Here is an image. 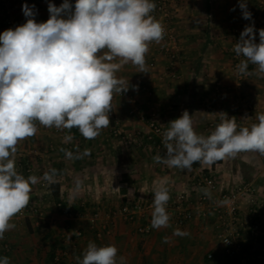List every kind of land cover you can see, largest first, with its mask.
<instances>
[{
    "label": "crops",
    "instance_id": "1",
    "mask_svg": "<svg viewBox=\"0 0 264 264\" xmlns=\"http://www.w3.org/2000/svg\"><path fill=\"white\" fill-rule=\"evenodd\" d=\"M157 1L153 0L155 4ZM49 2L59 7L63 0H0V33L8 29L3 21L6 11L22 25L27 19L22 5L34 4L36 22H46ZM246 2L248 11L257 8L251 20L243 19L239 0H164L167 16L156 15L155 19L165 24L175 37L176 77L171 75L172 60L163 49V40L151 42L145 57L148 73H139L137 66L129 63L116 74L129 81V90L114 94L110 124L95 139H85L77 128L58 130L36 122V135L19 142L15 161L19 174L25 178L34 175L38 183L31 185L29 204L11 218L15 227L0 239V258L8 257L10 264H77V257L82 259L88 243L94 242L98 247L115 245L118 264L120 257L124 258V264H239L221 253L212 214L192 218L182 225L170 220L166 228L151 227L149 233L140 234L136 227L144 220L125 222L114 212L123 204L154 195L153 181L162 177L169 179L170 198L178 193L188 194L186 206L193 207L199 193L194 191L192 178L200 172H211L216 179L215 190H204L209 195L248 184L264 200V155L242 152L236 158L213 165L198 162L191 170L169 168L153 159L159 155L155 149L158 138L147 139L151 134L148 120L153 117L167 130L169 122L184 111L191 115L195 132L207 137L208 123L214 115L204 106L206 103L223 105L245 127L258 123L256 115L264 113V74L257 73V66L250 63L248 78L239 90H234L230 71V54L245 26L254 22L256 30L264 29V7H257L258 0ZM233 8L235 11H231ZM256 42L259 43L258 31ZM217 83L225 93L221 101L215 88ZM240 95L252 106L250 117L243 107L233 104V98ZM133 109L136 111L130 113ZM115 124L134 138L130 146L125 147L110 136L109 129ZM67 135L73 137L72 141L64 142ZM61 148L74 156L87 149L90 155L68 159ZM50 169L57 170L53 184L58 185L62 210L57 209L51 197V184L43 180V174ZM78 181L81 187L76 191ZM36 208L41 211L32 218L28 210ZM66 209L96 212L90 217L72 219ZM250 209L247 198H241L236 218L246 248L252 251L264 243V238L250 237L248 228L254 219ZM40 220L47 223L50 232L47 239L34 231ZM102 224L107 226L97 236L95 231ZM176 229L187 235H174Z\"/></svg>",
    "mask_w": 264,
    "mask_h": 264
},
{
    "label": "clouds",
    "instance_id": "2",
    "mask_svg": "<svg viewBox=\"0 0 264 264\" xmlns=\"http://www.w3.org/2000/svg\"><path fill=\"white\" fill-rule=\"evenodd\" d=\"M155 8L153 0H63L59 7L49 2V19L38 23L35 5L25 3L26 22L0 33V239L15 227L11 218L29 204L31 185L38 183L36 176L25 178L16 170L19 142L36 135V122L58 130L77 128L89 140L98 137L110 124L114 94L129 90V81L116 74L129 63L139 73H148L149 45L164 38L163 24L151 15ZM239 8L243 19H252L246 0H239ZM234 52L245 58L236 66L238 72L247 74L251 63L264 74V29L256 30L254 22L245 26ZM221 114L207 137L195 132L188 111L170 121L163 133L166 151L156 155L155 162L191 170L196 162L213 165L242 152L264 155V113L256 115L258 123L239 131L235 117ZM72 139L67 135L64 142ZM60 151L68 159L90 155L87 149L76 156ZM56 175L57 170L50 169L43 180L53 184ZM168 183V177L153 181L154 229L169 226ZM80 187L78 181L76 191ZM174 235L187 233L176 229ZM117 253L115 245L89 242L77 264H118ZM0 264H10L9 258H0ZM119 264H124L123 257Z\"/></svg>",
    "mask_w": 264,
    "mask_h": 264
},
{
    "label": "built area",
    "instance_id": "3",
    "mask_svg": "<svg viewBox=\"0 0 264 264\" xmlns=\"http://www.w3.org/2000/svg\"><path fill=\"white\" fill-rule=\"evenodd\" d=\"M18 1L23 2L24 0ZM260 4H263V0H260ZM151 15L154 17H156V15L167 16L164 0H158L156 2V8ZM3 21L4 26L8 29H15V27L19 26L18 22L8 11L4 13ZM163 26L165 28L164 38L162 39L164 42L163 49L172 60V65L170 67L171 75L176 77V66L173 63L177 59L175 37L165 24H163ZM244 59L243 56L238 57L234 51L231 54L230 71L232 75L236 76L237 85H241L242 81H244L249 74L248 69L247 74H242L237 70L236 66ZM220 87V83H217L215 86L218 99L221 101L225 93L223 88ZM233 104L243 107L247 116L250 117L252 106L248 100L241 96H237L233 98ZM204 106L212 111L214 115V118L208 123V131L210 134L220 122L221 113H226L229 118H232L230 111L223 105L215 107L211 103H206ZM135 111L136 109H133L130 113ZM141 117L143 118V116ZM236 122L238 124V129L240 127H245L239 118L236 119ZM148 127L151 134L147 136V139L151 141L153 136L158 138L155 142V149L159 155L163 156L166 151L163 144V133L166 130L162 125L157 123L153 117L148 120ZM109 134L117 138L125 147L130 146L134 142V138L125 134L118 124L110 127ZM192 182L194 191L199 193L196 203L193 207H187L186 203L189 202V196L185 193H178L173 198H170L166 205L170 220L176 225H182L192 218H203L208 213L212 214L216 219L217 237L220 241L221 253L225 258L236 259L239 264H264V243H261L255 250H247V242L242 235V228L236 218L241 198H247L251 204L250 213L254 216L248 228L250 237L254 240L264 238V200L257 194L256 188L248 184H239L217 195H209L205 193L204 190H215L217 188L216 179L211 172L198 173L192 178ZM153 198L154 195H148L143 201L136 200L128 204H123L114 214L120 216L125 222L144 220L143 223H140L136 227V231L140 234H147L151 230V214L148 217L147 215L149 212L153 211ZM56 205L59 206V204ZM106 226L107 224H102L98 230L95 231L96 235L100 236ZM211 256V254L207 255L208 258H211Z\"/></svg>",
    "mask_w": 264,
    "mask_h": 264
},
{
    "label": "rangeland",
    "instance_id": "4",
    "mask_svg": "<svg viewBox=\"0 0 264 264\" xmlns=\"http://www.w3.org/2000/svg\"><path fill=\"white\" fill-rule=\"evenodd\" d=\"M264 7V0H263V4L261 5L260 4V0H258V2H257V7ZM256 7V6H255ZM257 8H253L250 12L252 13V15L253 14H256V10ZM233 52V51H232ZM232 52H231V54H232ZM231 54H230V63H231ZM249 65H250V63L248 64V73H249ZM248 78V77H247ZM232 86L235 88H233L234 90H239V88H241V86H242V83H243V81H242V83H241V85H237L236 84V76L235 75H232ZM236 86V87H235ZM237 88V89H236ZM241 97H243V95H240ZM243 98H245V97H243ZM246 99V98H245ZM247 100V99H246ZM250 103V102H249ZM57 206V205H56ZM31 214H32V218L33 217H35V216H38V214H39V212L41 211V210H38L37 208H36V210H32V209H29L28 210ZM96 211H95V209H89V210H85V209H82V210H76V209H72V210H65V213L67 214V213H69V215H68V217H70V218H72V219H82V218H85V217H90V216H93V214L95 213Z\"/></svg>",
    "mask_w": 264,
    "mask_h": 264
},
{
    "label": "trees",
    "instance_id": "5",
    "mask_svg": "<svg viewBox=\"0 0 264 264\" xmlns=\"http://www.w3.org/2000/svg\"><path fill=\"white\" fill-rule=\"evenodd\" d=\"M197 164H198V162L194 163L192 166H196ZM50 186H51V197L55 200L56 204H59V206H57V209L62 210L63 204L61 203V201L58 198V185L57 184H51ZM28 229H29V231L32 230L29 226H28ZM34 231L37 234L42 235L43 239H47L50 236V232L48 230L47 223L43 220L42 221L40 220L38 222V224L34 226Z\"/></svg>",
    "mask_w": 264,
    "mask_h": 264
}]
</instances>
